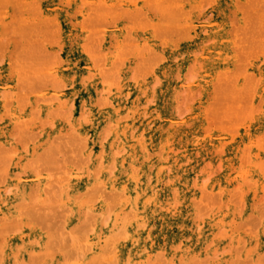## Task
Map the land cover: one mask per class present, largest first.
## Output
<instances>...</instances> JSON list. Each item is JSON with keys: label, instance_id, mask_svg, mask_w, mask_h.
<instances>
[{"label": "bare ground", "instance_id": "obj_1", "mask_svg": "<svg viewBox=\"0 0 264 264\" xmlns=\"http://www.w3.org/2000/svg\"><path fill=\"white\" fill-rule=\"evenodd\" d=\"M245 261L264 264V0H0V264Z\"/></svg>", "mask_w": 264, "mask_h": 264}, {"label": "rangeland", "instance_id": "obj_2", "mask_svg": "<svg viewBox=\"0 0 264 264\" xmlns=\"http://www.w3.org/2000/svg\"><path fill=\"white\" fill-rule=\"evenodd\" d=\"M156 65H157V66H155L156 71H154V74H149L147 77L145 76L146 78L144 77V80H145L144 82H148V84H149L150 87H151V88H149V89H151V91H150V93L147 95L146 102H145L144 105L147 106L146 109L152 111V114H153V115H152V119H153L155 122H159V123H161V124H164V123H165L164 120H163V119H164V114H163V111H162V103H163V100H164V96L161 94V88H162V85H161V83H160V82L162 81L163 76H165V75H161V74L163 73L164 66L161 65V64H156ZM159 65H160V66H159ZM145 75H146V74H145ZM160 76H161V77H160ZM153 78H154V79H153ZM146 79H147V80H146ZM152 79H153V80H152ZM156 80H157V81H156ZM141 81H143V80L141 79ZM155 82H158V84L160 83V85L155 86ZM162 84H163V83H162ZM152 85H154V86L156 87V88L153 87V89L155 88L154 90L152 89ZM155 90H156V91H155ZM125 97H126V96H125ZM125 97L123 96L124 102H125L126 104H127V102L130 103V101H131L130 98L126 97V99H125ZM152 97H153V98H152ZM156 97H157V99H156ZM127 98H128V99H127ZM81 99H83V98H78L77 101H81ZM150 99H153V100H150ZM129 100H130V101H129ZM150 102H151V103H150ZM148 103H149V104H148ZM147 104H148V105H147ZM181 106L183 107V105H181ZM176 108L179 109L180 111H184V110H185V109H184V110H181L180 106H177ZM183 108H184V107H183ZM75 110H76V109H75ZM63 111H64V110H63ZM65 111H66V110H65ZM65 111H64V112H65ZM171 112H172V111H171ZM174 112H178V111L175 110ZM71 113H72V111H71ZM63 114H64V113H63ZM158 114H159V115H158ZM71 115H72V114H71ZM63 116H65V114H64ZM62 118H63V117H62ZM154 118H155V119H154ZM218 118H219V117H218ZM156 119H157V120H156ZM215 119H216V117H215ZM215 119H214V120H215ZM65 120H66V119H65ZM65 120L62 119V120H60V121H62V124H63L65 127H67L68 129H67L66 131H64L63 133H61L60 135L63 137L64 134H66V133L69 132V134H67V138H66V135H65V138H66V139H69V138H68V137H69L68 135H70V133H71V135L73 134L72 136L70 135V136H71V141H73V140H75V139H78V137H79L80 135L75 131V133L78 134V135H77L78 137H77L76 134L73 133L74 130H73V129H69L71 126L75 128L74 124H76L77 119L75 120L74 115H73V120H71V121L68 120V121L70 122V127H69V125H68L69 123H67L68 121H67V120L65 121ZM159 120H160L161 122H160ZM218 120H219V119H218ZM146 121H147V119H145V122H146ZM215 122H217V119L215 120ZM71 123H73V125H72ZM122 123L125 124L126 122L124 121V122H122ZM76 125H77V124H76ZM219 125H220V124H219ZM72 127H71V128H72ZM134 127H135L136 130H137L136 133L139 134L140 137H141V135L143 134V135H142L143 137L140 138V139H142V140H144L145 137H146L149 133H151V131L154 130V127H148V128H147V131H145L146 128H144V127L141 128V127L133 126V128L131 129V132L134 131ZM149 128H150V129H149ZM116 129L118 130V127L112 129L113 131L110 130V132H117ZM152 129H153V130H152ZM70 130H72V132H70ZM170 130H171V131H170ZM170 130L167 132V134L165 135V137H168L169 134H178V131L176 130V128H173V129L170 128ZM110 132L108 131V133H106V136H104V138H105V137H106V138H110V137H111V133H110ZM143 132H144V133H143ZM62 134H63V135H62ZM74 134H75V137H77V138L74 137ZM107 134H108V135H107ZM57 136H58V135H57ZM61 136H60V137H61ZM144 136H145V137H144ZM60 137H57L58 140L55 138V140H57V141H59V142L62 141V140H59ZM62 137H61V138H62ZM72 137H73V138H72ZM81 137H82L83 139H84V138H88V143H90V140H92V137H91L90 134H86V136H81ZM65 138L63 139L64 141H66ZM74 138H75V139H74ZM143 138H144V139H143ZM72 139H73V140H72ZM79 139H80V138H79ZM79 139H78V140H79ZM109 140H110V139H109ZM64 141H62V142H64ZM69 141H70V139H69ZM59 142H58V143H59ZM62 142H61V143H62ZM53 143H54V141H53ZM53 143H52V145H50L51 143H49L48 145H46V146L44 147L43 151H42V152H43L42 154H44V152H46L48 149L51 150V152L48 150V151L50 152V154H51V153H52V150H53L54 147H55V148H59V149H54V150H57V151L60 150V148L62 147V146H60L61 144L59 143V145L56 146L55 143H54L55 146H53ZM56 143H57V142H56ZM104 144H105V143L103 142V143H102V146H103V147L105 146L104 148L100 146L99 149L96 150V152L93 153V154L96 153V154H98L99 156L101 155V157H103V159L100 158V159H101L100 161H101L102 164H103V163L106 164V162L109 161V159L106 157V145H104ZM182 144H183V141H181V142L177 145V147L182 146ZM49 145H50V147L52 146L53 148H52V147L49 148ZM46 148H48V149L46 150ZM63 149H64V147H63ZM89 150H90V149L87 148L86 151H84V152L87 153V152H89ZM48 151H47V152H48ZM62 151H63V150H62ZM160 151H161V149H158V151H156V157L159 158V159L162 158V157H159L160 155H161V156L164 155L163 153L161 154L162 151H161V152H160ZM49 152H48V153H49ZM53 152H54V151H53ZM59 152H60V151H59ZM63 152H64V151H63ZM65 152H66V151H65ZM102 152H104V153H102ZM157 152L160 153V154H157ZM48 153H47V156L49 155ZM54 153H56V152H54ZM63 154H64V153H63ZM69 154H70V153H69ZM57 155H58V153H57ZM57 155H56V156L53 155V156H55L56 158H58ZM59 155H60V156H59ZM59 155H58V156H59V158H61V160H62V158H63L61 165H60V164H59V165L62 166V164L64 163L63 165H64V167H65V164H66L67 162L64 160V157H65L66 155H65L64 157L61 156L62 153H61V154L59 153ZM50 156L52 157V155H50ZM50 156H49V157H50ZM71 156H72V155H71ZM74 156H75V154H74ZM41 157H44V155L41 156ZM41 157H40V158H41ZM45 157H46V155H45ZM45 157H44V158H45ZM55 157H54V159H55V161H57ZM68 158H69V157H68ZM72 158H73V156H72ZM74 158H75V157H74ZM41 159H42V158H41ZM52 159H53V158H52ZM65 159H66V158H65ZM70 159H71V158H70ZM43 160H44V159H43ZM43 160H42L41 162H38V165H36L35 167L38 168V169H40L39 166H41V165H39V164H41V163L43 162ZM67 160H69V159H67ZM59 161H60V160H59ZM63 161H64V162H63ZM70 162H71V161H70ZM56 163H57V162H56ZM59 163H60V162H59ZM42 165H43V163H42ZM56 165H57V164H56ZM59 165H57L58 168H59ZM68 165H69V166H68ZM37 166H38V167H37ZM43 167H44V168H43ZM66 167H67V168H71V167L73 168V166H71V163H70V164H66ZM41 168H42V169H45V166L43 165V166H41ZM61 168H62V167H60V169H61ZM101 170H102V169H101ZM57 172H58V171H56L55 173L57 174ZM99 172H101V171H99ZM55 173H54V171H53V174H54V175H55ZM58 173H59V172H58ZM50 174H51V173H50ZM50 174H49V173H44L42 177H46V178H48V181H51V180H53L54 177H51ZM53 174H52V175H53ZM41 175H42V174H41ZM54 175H53V176H54ZM58 175H60V174H57L56 177H58ZM56 177L54 178L53 182H54L55 180H57ZM60 177H61V176H59V178H60ZM50 178H52V179L50 180ZM89 180H93V179L90 177ZM97 180H98V179H97ZM95 182H97V181H95ZM95 184H96V183H95ZM51 185H52V184H51ZM97 186H98V185L93 186L92 189H96ZM97 188H98V187H97ZM175 244H176V243H174V246H175ZM172 245H173V243H169L168 246H172ZM184 246H185V243L182 241V242H181V247L183 248ZM199 247H200V246H199ZM172 252H173V250L170 251L169 254L172 253ZM247 262H248V261H245L244 263L247 264ZM248 264H252V263H248Z\"/></svg>", "mask_w": 264, "mask_h": 264}]
</instances>
